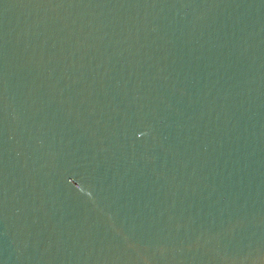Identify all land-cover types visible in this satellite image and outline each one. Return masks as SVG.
Wrapping results in <instances>:
<instances>
[{
  "label": "water",
  "instance_id": "95a60500",
  "mask_svg": "<svg viewBox=\"0 0 264 264\" xmlns=\"http://www.w3.org/2000/svg\"><path fill=\"white\" fill-rule=\"evenodd\" d=\"M0 264H264V0H0Z\"/></svg>",
  "mask_w": 264,
  "mask_h": 264
}]
</instances>
